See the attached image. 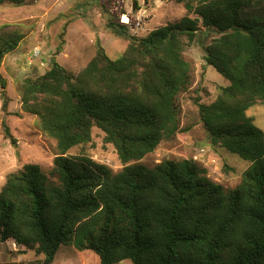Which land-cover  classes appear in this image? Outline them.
I'll list each match as a JSON object with an SVG mask.
<instances>
[{
  "label": "trees",
  "instance_id": "obj_1",
  "mask_svg": "<svg viewBox=\"0 0 264 264\" xmlns=\"http://www.w3.org/2000/svg\"><path fill=\"white\" fill-rule=\"evenodd\" d=\"M262 0H197L178 21L143 37L106 11L105 28L129 40L108 58L101 47L78 75L53 63L25 81L21 99L56 139L54 182L35 163L8 174L0 190V241L32 248L51 264L61 245L95 253L100 264H264V133L246 110L264 101ZM26 0H0V5ZM109 11V9H108ZM19 23L0 26V63L23 39ZM219 34L205 61L229 81L198 104L210 142L251 162L240 189L224 193L189 159L153 167L137 161L179 126L177 95L191 82L183 38ZM5 79L0 74V87ZM6 105L3 94L2 107ZM6 137L9 128L2 120ZM104 133L123 167L66 152ZM13 139V138H12Z\"/></svg>",
  "mask_w": 264,
  "mask_h": 264
},
{
  "label": "rangeland",
  "instance_id": "obj_2",
  "mask_svg": "<svg viewBox=\"0 0 264 264\" xmlns=\"http://www.w3.org/2000/svg\"><path fill=\"white\" fill-rule=\"evenodd\" d=\"M26 0V5H0V26L19 23L23 39L5 54L0 63V74L5 79L0 87V190L6 177L26 163H35L54 182H58L53 160L58 154L56 139L44 132L41 118L31 113L22 102L21 93L26 80L35 79L53 63L68 73L78 75L95 56L97 47L105 55L119 59L127 50L129 40L115 36L105 28L106 15L124 13L130 17L128 32L143 37L151 30L178 21L188 15L186 3L193 6L197 0ZM30 2V4H29ZM264 16V0L256 7ZM109 9V11H108ZM32 17H29V15ZM219 34L197 31L191 41L183 38L182 56L191 67L192 82L180 91L179 126L169 138H163L153 151L137 161L153 167L165 160H192L203 176L220 186L224 193L240 189L251 162L231 153L221 145H213L204 128L198 104L212 102L229 81L205 61V47ZM3 94L6 105L3 104ZM246 115L264 133V101H258L246 110ZM2 120L9 128L6 137ZM13 138V139H12ZM66 155H83L106 164L113 172L123 163L112 144L104 141V133L93 127L91 139L70 148ZM44 256L34 249L16 244L9 238L0 241V264H43ZM100 264L98 256L89 250L80 251L73 245H61L51 264ZM122 264H132L130 260Z\"/></svg>",
  "mask_w": 264,
  "mask_h": 264
},
{
  "label": "built area",
  "instance_id": "obj_3",
  "mask_svg": "<svg viewBox=\"0 0 264 264\" xmlns=\"http://www.w3.org/2000/svg\"><path fill=\"white\" fill-rule=\"evenodd\" d=\"M124 19V20H123ZM119 21L122 23V24H125V25H129L130 24V17L127 15V14H124V13H121L119 15Z\"/></svg>",
  "mask_w": 264,
  "mask_h": 264
},
{
  "label": "crops",
  "instance_id": "obj_4",
  "mask_svg": "<svg viewBox=\"0 0 264 264\" xmlns=\"http://www.w3.org/2000/svg\"><path fill=\"white\" fill-rule=\"evenodd\" d=\"M40 1L43 2V0H40ZM33 2H38V1L37 0H33ZM26 4H28V2H26L23 5H26ZM29 4H30V2H29ZM29 17H32V15L30 14ZM122 261H124V260H122ZM122 261H120L118 264H122ZM82 264H86V263L85 262H82Z\"/></svg>",
  "mask_w": 264,
  "mask_h": 264
},
{
  "label": "bare ground",
  "instance_id": "obj_5",
  "mask_svg": "<svg viewBox=\"0 0 264 264\" xmlns=\"http://www.w3.org/2000/svg\"><path fill=\"white\" fill-rule=\"evenodd\" d=\"M124 20V19H123Z\"/></svg>",
  "mask_w": 264,
  "mask_h": 264
}]
</instances>
